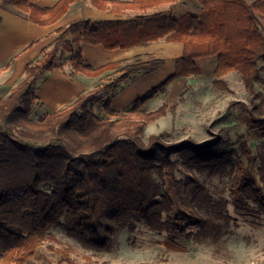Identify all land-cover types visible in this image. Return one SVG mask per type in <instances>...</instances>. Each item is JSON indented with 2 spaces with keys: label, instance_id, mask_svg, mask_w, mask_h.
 Returning a JSON list of instances; mask_svg holds the SVG:
<instances>
[{
  "label": "trees",
  "instance_id": "1",
  "mask_svg": "<svg viewBox=\"0 0 264 264\" xmlns=\"http://www.w3.org/2000/svg\"><path fill=\"white\" fill-rule=\"evenodd\" d=\"M36 1L0 0V7L45 26L63 19L79 0H59L52 7ZM177 1L91 0L102 10L136 13L120 20L78 19L59 28L52 46L25 65L23 80L0 100V264H29L39 246L55 238L54 227L97 251L110 249L117 224L133 228L143 222L174 240L186 233L187 223L199 227L189 236L199 237L210 227L209 215L224 216L225 202H214L198 172L230 177L236 209L264 217V170L256 172L259 179L247 143L245 163L217 150L216 138L199 143L169 142L163 133L143 137L147 125L169 109L144 106L177 78L198 75L200 59L217 57L213 74L219 89H229L223 77L235 71L251 91L263 81L264 0H196L200 14L180 17L151 11ZM162 40L184 46L175 72L125 110L113 109L121 90L165 60L137 56L94 67L84 60L83 44L113 50ZM67 64L74 75L98 82L65 107L33 119L34 106L42 105L41 79ZM96 102L107 117L94 112ZM251 129L264 135V118L252 117ZM182 168L191 175L187 182L177 176Z\"/></svg>",
  "mask_w": 264,
  "mask_h": 264
},
{
  "label": "rangeland",
  "instance_id": "2",
  "mask_svg": "<svg viewBox=\"0 0 264 264\" xmlns=\"http://www.w3.org/2000/svg\"><path fill=\"white\" fill-rule=\"evenodd\" d=\"M177 9L175 17L201 12L196 0H185ZM261 22L264 29V20ZM216 63V56L200 59L198 75L177 78L144 106L145 110L153 111L167 104L169 109L164 116L147 125L143 137L147 140L151 134L163 133L169 142L193 138L199 143L216 138L217 150L245 163L247 159L242 146L247 143L255 157V173L259 168L264 170V135L251 129L252 117L264 118V71L261 73L263 81L255 84L252 91L244 85L239 72H231L223 77L229 87L225 90L214 85ZM172 66L144 75L147 78L139 82L137 89L128 96L135 95L124 108L171 76L175 71L174 62ZM260 66H264V61H260ZM2 67L0 97L6 96L3 94L6 88L2 84L12 73ZM47 76L41 79L40 85ZM23 78L24 75L10 91ZM95 80L89 78L92 83ZM41 106L39 103L34 106L33 119L38 120L52 112L40 109ZM93 110L107 117L102 103H94ZM173 158L179 157L175 154ZM197 174L206 182L208 194L214 202H225L224 216L213 218L209 215L210 227L199 237L189 236L199 232V227L188 226L187 223L183 224L187 227L186 233L177 235L174 240L166 231L151 229L143 222L135 223L133 228L117 224L110 249L97 251L83 246L63 227H54L51 233L55 238L39 246L29 264H264V217L250 209H236L230 177L210 176L208 172ZM177 176L187 182L191 175L182 168ZM256 176L261 178L258 173ZM155 178L159 182L157 175Z\"/></svg>",
  "mask_w": 264,
  "mask_h": 264
},
{
  "label": "crops",
  "instance_id": "3",
  "mask_svg": "<svg viewBox=\"0 0 264 264\" xmlns=\"http://www.w3.org/2000/svg\"><path fill=\"white\" fill-rule=\"evenodd\" d=\"M58 1L37 0L35 3L41 7H52ZM181 2H185V0L164 3L151 11H164L174 15V12H178L177 8L181 6ZM135 13L136 11L134 10L126 11V13H114L97 8L91 0H79L72 4L66 16L59 22L43 26L0 7V68L3 66L2 68L12 71L2 84L6 88L3 94L7 96L11 92L10 89L21 80L26 64L36 60L44 49L52 46L57 38V30L59 28L78 19L120 20L126 19L129 15H134ZM82 51L85 62L94 67L124 59L133 60L139 56L144 60L150 59V57L164 59L165 63L160 67L161 69L165 66H172V63H175L174 60L182 56L184 46L180 42L162 40L129 49L109 50L102 45L85 43L82 46ZM72 71L70 64H67L63 69H55L48 73L44 82L37 87V96L40 98L42 104V108L40 109L52 112L57 111L71 103L80 94L92 89L99 80L98 78L84 74L74 75ZM89 78H95L96 80L92 83L89 81ZM146 78L142 76L121 90L112 99L113 109L116 111L123 110L135 97V95H132L130 98L128 96L133 93V90L137 89L138 83H141ZM4 97L2 95L0 100Z\"/></svg>",
  "mask_w": 264,
  "mask_h": 264
}]
</instances>
